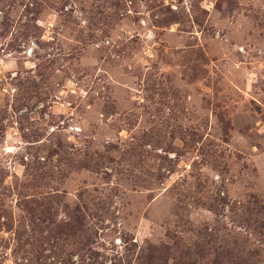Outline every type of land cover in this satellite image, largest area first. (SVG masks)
<instances>
[{
    "label": "rangeland",
    "instance_id": "374dc122",
    "mask_svg": "<svg viewBox=\"0 0 264 264\" xmlns=\"http://www.w3.org/2000/svg\"><path fill=\"white\" fill-rule=\"evenodd\" d=\"M0 264H264V0H0Z\"/></svg>",
    "mask_w": 264,
    "mask_h": 264
}]
</instances>
